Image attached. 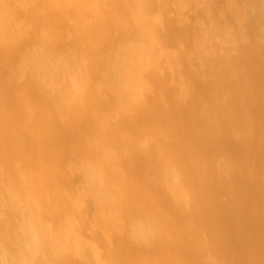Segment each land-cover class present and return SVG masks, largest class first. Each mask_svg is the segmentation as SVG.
Here are the masks:
<instances>
[{
    "label": "bare ground",
    "instance_id": "6f19581e",
    "mask_svg": "<svg viewBox=\"0 0 264 264\" xmlns=\"http://www.w3.org/2000/svg\"><path fill=\"white\" fill-rule=\"evenodd\" d=\"M30 1L0 0V264H264V0Z\"/></svg>",
    "mask_w": 264,
    "mask_h": 264
},
{
    "label": "rangeland",
    "instance_id": "374dc122",
    "mask_svg": "<svg viewBox=\"0 0 264 264\" xmlns=\"http://www.w3.org/2000/svg\"><path fill=\"white\" fill-rule=\"evenodd\" d=\"M29 1V0H28ZM32 1V0H31ZM30 1V2H31ZM34 1V0H33ZM33 1L31 2V4L33 5H29V6H27L28 4H29V2H27V0H26V2H27V5L25 4V6H27L28 7V9L30 10V11H28V13L30 14V15H32V16H42L43 14H42V12H39V9H37L39 6L41 7L42 6V2L40 1V0H36L35 1V3L33 4ZM64 1V5L66 4V3H68L69 2V0H63ZM25 2V3H26ZM47 2V4H48V6H51L53 9H52V11H54V12H57V6L59 5L58 3H52L50 0H47L46 1ZM23 3H24V1H23ZM42 3V4H41ZM95 3H100L99 4V7L98 8H95L94 9V11H96L97 13L98 12H100V11H102V12H104L105 10H104V7L105 6H107L108 5V3H109V0H96L95 1ZM94 3V4H95ZM106 3H107V5H106ZM14 4L16 5V2H14ZM20 4H22V1H20ZM41 4V5H40ZM17 5H19V1H18V4ZM20 6H22V5H20ZM24 6V5H23ZM25 6H24V8H22V9H24V10H26V8H25ZM30 6H32V7H30ZM102 7V8H101ZM27 9V10H28ZM35 9V10H34ZM98 9V10H97ZM33 11V12H32ZM33 13V14H32ZM39 14V15H38ZM0 20H1V18H0ZM46 20V18H44V21ZM1 22H2V20H1ZM27 31V30H26ZM33 31H30V32H27L28 34H30L31 35V33H32ZM34 32H36V31H34ZM38 33V32H37ZM33 35H35L34 33H33ZM32 36V35H31ZM36 37V38H35ZM35 37H33V38H35L34 39V44L36 45V46H30L31 47V49H30V47H28V49L27 48H20V50H21V52L23 53V54H29V55H38L37 53L40 51V50H42V48L43 49H47V48H51V50H53V52L55 53V55H57V56H59V57H61V58H64V59H66V61L67 60H72L73 58L76 60V57H74V55H75V53L77 54L76 56H77V60L79 59V57H80V51H81V48L79 47L78 49H77V45H74V47H72V45H73V43H71V44H69L67 47H62V46H60V45H57V44H55V43H53V39L52 38H48V37H46V36H42V34L40 35V37H38V35L37 36H35ZM32 38V37H31ZM48 39V40H47ZM67 39L69 40V41H72L73 40V38L72 37H67ZM72 39V40H71ZM11 40V39H10ZM10 40H9V42H10ZM12 41V40H11ZM51 41V42H50ZM74 41V40H73ZM50 42V43H49ZM48 43V44H47ZM42 44V45H41ZM39 45H40V47H39ZM46 45H48V46H46ZM57 45V46H56ZM69 46H71L70 48H69ZM76 46V47H75ZM62 48H63V50H62ZM74 48V50H72ZM24 49V50H23ZM27 49V50H26ZM69 49L70 50H72V52H70L69 51ZM35 50V51H34ZM68 50V51H67ZM58 51V52H57ZM62 51V52H61ZM37 52V53H36ZM66 52V53H65ZM74 52V53H73ZM79 54H78V53ZM65 54H66V56H65ZM22 55V54H21ZM32 55H31V58L33 59V57H32ZM68 55V56H67ZM70 55V56H69ZM3 59H6V61H8V63L10 64V62H11V58L10 57H8V56H6L5 54H3V55H0ZM8 58V59H7ZM10 60V61H9ZM13 60V59H12ZM35 60V59H34ZM37 60V59H36ZM14 61H12L11 63H13ZM32 62H33V65H35V63L36 64H38L39 65V63L41 62V61H33L32 60ZM19 63V61L17 62V64ZM70 63V62H69ZM16 64V63H15ZM43 64V61L41 62V65ZM68 64V63H67ZM20 65H21V62H20ZM31 65H32V63H31ZM69 65H72V66H70V73H72L73 72V74H76V73H79V72H76V71H80V72H85L86 71V66L83 64V65H81V63H79V64H69ZM15 66V65H14ZM80 66H81V69H80ZM77 70H76V69ZM48 69V67H45L44 68V70H47ZM75 69V70H74ZM91 70L92 71H94L93 69H90V68H88L87 69V71L88 72H91ZM23 72H25V70H18V75L20 74V73H23ZM27 72V73H26ZM25 72V74L23 73V75L25 76V77H27V74H29V72L28 71H26ZM102 75V74H101ZM20 76V75H19ZM23 76V77H24ZM20 77H22V76H20ZM23 79V78H22ZM41 80H39L38 79V81H35V83L37 84V86H39V84H42L43 82L41 81ZM53 84H54V88H56V89H60V87H58L59 85L56 83V82H53V81H51ZM80 84L81 85H86V80H85V78L84 79H80ZM47 87V86H46ZM48 88V87H47ZM76 88L74 87V90H75ZM81 124L85 127V121L83 120V122H81ZM105 149H106V151H105V153H106V156H107V160H105V161H107V163L108 164H112V166L114 165V154H112V149L111 148H108V147H104ZM89 153V152H88ZM89 156H90V158L92 159V156H91V154L89 153ZM122 166V165H121ZM97 212V215H95V216H98V215H101L102 216V214H103V212H101L100 211V213H98V211H96ZM86 214V215H85ZM83 216L87 219V218H90L89 216H88V214L87 213H83ZM86 219H84V220H86ZM91 225H90V224ZM88 224H86L85 226H86V228H88L89 229V231L91 232V234L93 235V238H95V240H96V244L97 243H99L100 245L102 244V246L103 247H99V254H100V256H105L106 255V252H108V251H110V249L111 250H114V248H113V245H114V235H113V232L111 231L112 230V227H110V226H105V225H101V224H97V223H94V222H89ZM96 226V227H94V226ZM92 226V227H91ZM104 227V228H103ZM106 227V228H105ZM86 228H84V229H86ZM95 228V229H94ZM93 229V230H92ZM107 229V230H106ZM95 231V232H94ZM107 231V232H106ZM105 233V234H104ZM84 237L86 238V236L84 235ZM88 237H89V240H90V235L88 234ZM109 240V242H107ZM112 240V241H111ZM111 241V242H110ZM112 243V244H111ZM110 244V245H109ZM106 245V246H105ZM108 245V246H107ZM110 246H112V247H110ZM107 247V248H106ZM104 248H106V249H104ZM101 249V250H100ZM104 251V252H103ZM102 252V253H101ZM112 255V254H111Z\"/></svg>",
    "mask_w": 264,
    "mask_h": 264
}]
</instances>
